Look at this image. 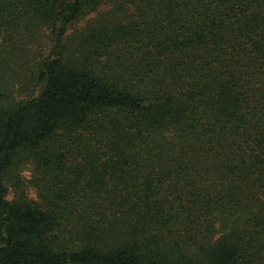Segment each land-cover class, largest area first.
<instances>
[{"label":"trees","instance_id":"16d2710c","mask_svg":"<svg viewBox=\"0 0 264 264\" xmlns=\"http://www.w3.org/2000/svg\"><path fill=\"white\" fill-rule=\"evenodd\" d=\"M0 264H264V0H0Z\"/></svg>","mask_w":264,"mask_h":264},{"label":"rangeland","instance_id":"374dc122","mask_svg":"<svg viewBox=\"0 0 264 264\" xmlns=\"http://www.w3.org/2000/svg\"><path fill=\"white\" fill-rule=\"evenodd\" d=\"M95 15H96V14H92V15H90V16L87 17L86 19H84V20L80 21L79 23H77L76 26H78V27H80V26H81V27L85 26V24L87 23V21L90 20L91 18H93ZM27 175L29 176V173H27Z\"/></svg>","mask_w":264,"mask_h":264}]
</instances>
